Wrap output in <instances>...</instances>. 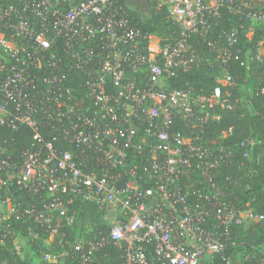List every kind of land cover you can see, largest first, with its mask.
<instances>
[{"label": "built area", "instance_id": "1", "mask_svg": "<svg viewBox=\"0 0 264 264\" xmlns=\"http://www.w3.org/2000/svg\"><path fill=\"white\" fill-rule=\"evenodd\" d=\"M157 1L177 33L165 43L137 26L128 0H0V127L29 130L17 151L0 141V246L10 240L20 259L0 264H24L28 242L44 248L30 264H63L69 253L77 264H103L93 255L110 244L122 249L121 264H235L225 254L235 244L231 227L262 219L248 204L234 207L209 176L229 150L213 155L172 125L178 118L196 129L216 118L214 107H232L221 87L231 83L233 53L212 40L209 55L194 57L186 54L189 37L212 31L222 8L264 25V7ZM221 35L234 43L238 28ZM259 45L246 57L260 60ZM202 63L222 77L209 94L166 86ZM73 68L81 76H71ZM145 149L141 167L133 156ZM13 189L30 201L14 199ZM77 203L100 210L104 229L69 240L63 229L75 222Z\"/></svg>", "mask_w": 264, "mask_h": 264}, {"label": "trees", "instance_id": "2", "mask_svg": "<svg viewBox=\"0 0 264 264\" xmlns=\"http://www.w3.org/2000/svg\"><path fill=\"white\" fill-rule=\"evenodd\" d=\"M146 3L149 9L148 16L142 15L141 9L138 8H129V15L142 31L152 33L165 43L167 38L170 39L177 34L176 28L168 20L167 10L163 5L157 0H146ZM240 24L243 28L239 27ZM231 27L238 28L239 37L236 42L228 44L221 32ZM248 28L251 30L250 36H246ZM212 40L219 41L233 53L227 66L231 83L221 87L223 95L229 94L232 107H214L210 112L216 118L210 119L196 129L187 128L184 121L177 118L172 130L192 138L197 145L211 149L213 155L218 154L220 147L229 150L209 176L234 207L242 209L248 204L255 213L262 215V219L237 228L231 227L235 244L229 245L225 254L233 257V260L235 255H238L237 264H258L264 255V252L259 250V247L264 245V93L260 91L264 87V55L257 60L247 58L244 53L247 49L254 50L260 42L264 46V25L251 23L246 19L240 20L239 15H233L226 8H222L218 16L212 19V31L203 36L193 34L189 37L187 40L189 50L186 54L189 52L197 58L209 55L207 42ZM69 74L80 75L75 68L71 69ZM217 77L215 68L202 63L192 65L187 71H177L174 76L166 78L165 82L168 88L180 90L193 88L194 93L207 95L218 84ZM247 79L250 80L253 91L243 104L240 86ZM28 133L26 127L16 131L0 127V141L10 140L17 151L29 142ZM148 156V149H145L143 155L134 153L133 157L136 164L138 166L141 164L142 167ZM138 173H143L142 168ZM141 182L144 185L149 184ZM12 196L16 200L30 201L20 189H13ZM72 210L76 212L77 218L74 223L64 227L65 238L73 240L77 235L90 237L104 229L102 212L93 204L77 203ZM23 227L16 226L15 230L22 231ZM10 246V240L0 246V261L12 263L15 259L20 260L12 253ZM41 249L44 248L28 242L24 264L41 262ZM51 251L55 254L60 253L55 246H52ZM121 253L122 249L119 246L110 244L96 251L93 256L103 264H121ZM62 260L63 264H77L76 255L73 253L64 254ZM215 260L219 262L220 259Z\"/></svg>", "mask_w": 264, "mask_h": 264}, {"label": "rangeland", "instance_id": "3", "mask_svg": "<svg viewBox=\"0 0 264 264\" xmlns=\"http://www.w3.org/2000/svg\"><path fill=\"white\" fill-rule=\"evenodd\" d=\"M141 1L143 3H145V0H141ZM255 1H257L260 5L264 6V0H255ZM130 2H132L133 6H135L137 1L131 0ZM129 5H130V3H129ZM146 6L147 5L145 4L144 8H141V12H142V15L148 16V10H147ZM250 35L251 34H249V36ZM218 77L220 79H218L217 81L221 82L222 77L220 75ZM252 91H253L252 90V84H251L250 80L249 79L245 80V82L240 86V97H241L243 104L247 100V98L252 94ZM27 249H28V244H27ZM259 250L264 252V245L260 246ZM234 262L236 264L239 262V256L238 255H235Z\"/></svg>", "mask_w": 264, "mask_h": 264}, {"label": "crops", "instance_id": "4", "mask_svg": "<svg viewBox=\"0 0 264 264\" xmlns=\"http://www.w3.org/2000/svg\"><path fill=\"white\" fill-rule=\"evenodd\" d=\"M131 0H128V3H130V7L131 8H139L140 7V9L141 8H144V5L146 4L147 5V3H146V1H145V3H143L141 0H133V1H137L136 2V5L135 6H133V3L132 2H130ZM147 7V6H146ZM147 10H148V13H149V9H148V7H147ZM262 49L263 48V45L261 46V45H259V49Z\"/></svg>", "mask_w": 264, "mask_h": 264}]
</instances>
